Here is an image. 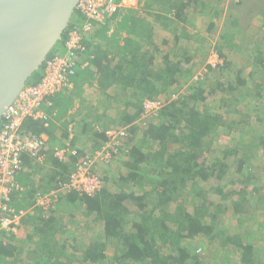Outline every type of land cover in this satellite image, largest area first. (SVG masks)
<instances>
[{"label":"trees","instance_id":"obj_1","mask_svg":"<svg viewBox=\"0 0 264 264\" xmlns=\"http://www.w3.org/2000/svg\"><path fill=\"white\" fill-rule=\"evenodd\" d=\"M140 3L144 10L121 4L88 30L76 9L48 55L65 54L69 32H81L71 86L45 99V117L21 126L49 138L40 158L20 153L6 212L28 211L17 232L0 229V264H264V139L246 132L250 119L258 126L264 120L256 106L264 102V33L256 51L245 53L248 35L264 19V0ZM217 34L213 50L221 62L213 65L205 61ZM44 69L28 84L40 81ZM92 87L96 97L88 94ZM146 99L163 105L141 119ZM71 122L104 145L108 129L128 126L125 153L113 154L103 171L96 164V193L64 190L58 204L43 210L38 193L67 181L86 154L67 147ZM223 132L231 143L219 142ZM57 146L67 149L63 158ZM225 215L238 219L221 222ZM69 218L78 221L76 235L66 230ZM199 238L202 251L191 253L185 241ZM27 242L34 247L23 261Z\"/></svg>","mask_w":264,"mask_h":264},{"label":"built area","instance_id":"obj_2","mask_svg":"<svg viewBox=\"0 0 264 264\" xmlns=\"http://www.w3.org/2000/svg\"><path fill=\"white\" fill-rule=\"evenodd\" d=\"M120 6L121 4L115 0H79L77 9L86 16L87 22L84 26L88 30L92 26L90 21H104ZM81 36L79 30H71L65 41L66 53L48 59L40 81L24 86L19 96L4 113L0 131V229L15 230L16 223H19L20 218L28 211L6 212L7 201L10 199L14 185L15 172L20 163V153L27 151L40 158L47 140L46 134L37 136L23 133L21 130L23 121L28 117H45L42 110L45 99L64 86H70L69 73L74 66L72 55L75 49L81 47ZM214 57L215 59H210L208 62L213 65L221 62L218 54L214 53ZM162 105L163 102L158 99H146L141 119L156 114ZM106 134L108 140L101 149L78 156L75 168L67 181L55 189L38 193L37 206L43 210L53 208L63 196L64 190H76L81 194L92 195L101 188L100 176L93 169L96 168V164H106L112 160L113 154L117 153L121 143H124L129 136L128 126L108 129ZM67 147L77 155L76 148H71L69 145ZM66 152V148L56 147L55 153L61 158L66 155Z\"/></svg>","mask_w":264,"mask_h":264},{"label":"water","instance_id":"obj_3","mask_svg":"<svg viewBox=\"0 0 264 264\" xmlns=\"http://www.w3.org/2000/svg\"><path fill=\"white\" fill-rule=\"evenodd\" d=\"M79 0H0V131L4 113L49 59Z\"/></svg>","mask_w":264,"mask_h":264},{"label":"rangeland","instance_id":"obj_4","mask_svg":"<svg viewBox=\"0 0 264 264\" xmlns=\"http://www.w3.org/2000/svg\"><path fill=\"white\" fill-rule=\"evenodd\" d=\"M122 5L123 6H132V7H136L138 8L139 10H144L143 9V3H140L139 4V0H122ZM264 21V19H263ZM263 21L261 22V27L253 30V32H251L249 35H248V39H246V44L245 46L247 47V49L245 50V53H252V52H255L256 51V48L259 47L258 44H255V43H258L256 40L258 37H260L261 35H263L264 33V27H263ZM222 23L221 21H219L218 23V33H220V30H221V27H222ZM219 34H217L215 37H213V40L210 41V47H211V54L210 56L207 58V60L205 61L206 63H208V61L211 59H215L214 57V53L217 54L213 49L214 47V44H215V40H216V37H218ZM261 47L263 48L264 47V44L261 45ZM213 50V51H212ZM244 53V55L246 56V54ZM219 57V56H218ZM247 58H249V56H246ZM221 59V57H220ZM197 72L196 75H200L204 72V68L201 67V66H198L195 70ZM246 72H247V69H246ZM88 94L90 96H94V93L89 91ZM218 104V103H216ZM262 104V105H261ZM260 105L258 106H261L262 108L259 107V110L258 112H262L263 115H264V102L261 103ZM254 117L257 115V113H253L252 114ZM249 123L250 125L247 126L246 128V132L249 134V135H254L255 137L258 136L259 137H263L264 139V120L261 122V124L258 126L257 123H256V120L255 118H252V120L250 119L249 120ZM232 138L231 135H226L225 132H223V134L221 133V135L219 136V142L222 143V144H229L231 143L232 141ZM122 145L120 146V148L118 149V153L117 155L120 157V156H123L124 153H125V142L124 143H121ZM71 148H76V149H80V150H86L84 148H80V147H74L72 144H68ZM95 147V146H94ZM78 149V150H79ZM101 149V148H99ZM94 150H97V149H94ZM94 150H90V149H87L85 153L87 152H91V151H94ZM116 155V156H117ZM261 156V163L264 164V156H262L261 154L259 155V157ZM188 200L189 201H192V194L188 195ZM61 205L65 206V210L66 211H69V207H67V203L66 201L62 202ZM67 215V214H66ZM66 215L63 216V218L65 217L66 218ZM225 218L221 219V222H228V221H233L235 222V220L237 221V219L235 218H230V217H227L226 215L224 216ZM61 218V217H60ZM78 221H75V219H72V218H69V220H67V223L69 224L68 227L66 228V230L68 229V231H70L71 234L73 235H76V233L78 232L76 229H74V224H76ZM232 222V223H233ZM239 222V221H238ZM240 225V223H239ZM205 243L201 238L199 239H193V240H187L185 241V246L191 251V253H200L201 251H199V246L201 244Z\"/></svg>","mask_w":264,"mask_h":264},{"label":"crops","instance_id":"obj_5","mask_svg":"<svg viewBox=\"0 0 264 264\" xmlns=\"http://www.w3.org/2000/svg\"><path fill=\"white\" fill-rule=\"evenodd\" d=\"M122 4V2H121ZM245 63V61H244ZM245 65L247 66L248 64L245 63ZM240 67V66H239ZM236 70H239V68H235ZM246 73H244V77H245ZM250 80V79H248ZM71 86V84H70ZM91 92L94 93V96L93 97H96L97 96V91L94 89V87L91 88V90H89ZM264 93V92H263ZM90 96V95H89ZM258 99H260L259 97H256ZM260 101V100H258ZM258 102L255 103V105L257 104ZM258 108V104L256 105ZM80 124L75 125L73 122H71L68 126V132H69V141L74 147H80V148H84V149H90V150H94V146L95 145H99L100 144V148L103 147L104 143L103 142H100L99 140H95V137L94 136H89L87 134H84L82 135V131H81V128H80ZM59 133L60 132V129H58ZM46 136L49 138V136L46 134ZM106 144V143H105ZM98 149V148H97ZM102 166H104L103 164L99 167V170H102L101 168H103ZM13 231V230H12ZM18 229L14 230V232H17ZM32 242H27V245L26 244H21V246H25V249L24 251L21 253V257H24L23 261L26 260L27 258V254H28V251H31L33 249L34 246H31ZM22 246V247H23Z\"/></svg>","mask_w":264,"mask_h":264}]
</instances>
